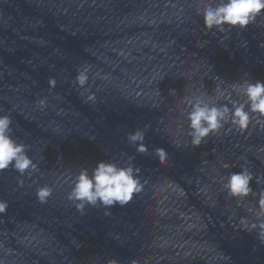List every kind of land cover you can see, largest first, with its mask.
<instances>
[{"label": "water", "instance_id": "1", "mask_svg": "<svg viewBox=\"0 0 264 264\" xmlns=\"http://www.w3.org/2000/svg\"><path fill=\"white\" fill-rule=\"evenodd\" d=\"M207 2L0 0V115L39 169L0 171V264H264L258 229L245 226L257 222L264 180L242 199L223 188L242 168L264 177V118L243 131L226 123L197 147L186 102L231 107L244 100L232 85L264 82V14L243 30H208ZM145 125L147 154L127 141ZM130 157L144 187L126 206L82 213L67 198L81 168ZM42 186L53 189L45 203Z\"/></svg>", "mask_w": 264, "mask_h": 264}, {"label": "clouds", "instance_id": "2", "mask_svg": "<svg viewBox=\"0 0 264 264\" xmlns=\"http://www.w3.org/2000/svg\"><path fill=\"white\" fill-rule=\"evenodd\" d=\"M201 14L204 27L208 30L223 32L225 25L243 30L254 23L258 16L264 14V0H208ZM261 47H264V44H261ZM89 72L87 66L78 69L75 81L80 87L87 84ZM55 83L54 78L49 79L50 87L54 88ZM170 91L174 93L175 89ZM232 91L244 97V100L243 102L231 100V107L228 104L218 103L217 99L205 98L204 95L187 98L186 102L190 105V110L187 112L190 129L188 134L193 146L198 147L210 134L219 133L226 123H231L235 128L243 131L249 127L253 119L264 118V82L246 79L232 85ZM217 95L220 98L224 97L225 93L217 89ZM94 101V94L86 97V102ZM37 103L43 108L46 100L40 99ZM11 125L12 119L9 115H0V171L11 167L20 176H24L25 173L31 175L39 170L38 165L27 154L28 146L13 138ZM148 127L149 125H145L143 129L137 128L127 133V141L135 146L139 153L147 154L149 151L144 143L145 130ZM153 154L162 165L169 159L168 152L162 147L154 148ZM132 159L134 158L130 157L129 162L123 166L116 161L101 160L91 172L88 168H81L72 181L67 198L76 202V208L82 213L86 206L99 205L106 210L116 205L126 206L133 200L134 194H140L144 187L139 176L140 169L131 163ZM228 166V164L223 165L225 168ZM254 179L260 184L264 177L254 176L252 172L242 168L240 172L232 173L227 177L223 188L229 196L242 199L253 193L251 182ZM19 183L22 185L23 182ZM52 191L49 186L39 187L36 192L38 201L45 203L52 195ZM258 196L257 222L245 226L258 229V238L264 243V191ZM7 208V201L0 200V214L5 213ZM109 214V211H105V215ZM109 264H118V262L113 259Z\"/></svg>", "mask_w": 264, "mask_h": 264}]
</instances>
